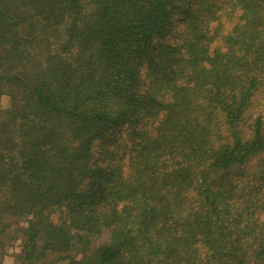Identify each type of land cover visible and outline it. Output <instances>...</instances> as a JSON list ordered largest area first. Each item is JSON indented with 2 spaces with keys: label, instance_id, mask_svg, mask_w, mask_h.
Here are the masks:
<instances>
[{
  "label": "trees",
  "instance_id": "1",
  "mask_svg": "<svg viewBox=\"0 0 264 264\" xmlns=\"http://www.w3.org/2000/svg\"><path fill=\"white\" fill-rule=\"evenodd\" d=\"M17 237L264 264V0H0V264Z\"/></svg>",
  "mask_w": 264,
  "mask_h": 264
},
{
  "label": "rangeland",
  "instance_id": "2",
  "mask_svg": "<svg viewBox=\"0 0 264 264\" xmlns=\"http://www.w3.org/2000/svg\"><path fill=\"white\" fill-rule=\"evenodd\" d=\"M5 102V98H3L2 103ZM18 236V235H17ZM12 245H8L5 247V255L2 257V264H15V255L19 252V238H14L12 240ZM71 254L77 255V250L73 249Z\"/></svg>",
  "mask_w": 264,
  "mask_h": 264
}]
</instances>
